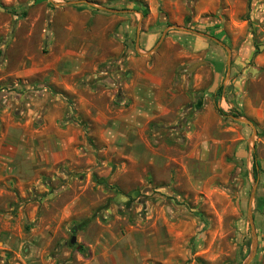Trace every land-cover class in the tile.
Here are the masks:
<instances>
[{"label":"rangeland","instance_id":"1","mask_svg":"<svg viewBox=\"0 0 264 264\" xmlns=\"http://www.w3.org/2000/svg\"><path fill=\"white\" fill-rule=\"evenodd\" d=\"M84 1L0 0V264H246L253 240L249 206L257 237L250 264H264V67L256 65L264 31L251 22L254 0L241 15L252 36L238 40L221 30L222 6L198 20L189 6L183 24H175L160 8L151 17L135 0ZM83 11L126 17L114 38L122 22L140 12L131 50L136 29L160 28L151 62L168 48L170 35V48L180 56L171 81L185 93L176 118L140 119L133 126L79 114L63 81L117 90L113 106L129 109L121 86L131 84L134 73L124 56L108 61L110 68L102 65L96 78L45 69L62 46H86L67 42L69 27L78 33L105 28L104 22L93 27ZM216 17L219 25L204 22ZM110 34L103 50L112 48ZM203 38L208 47L197 49L196 39ZM53 78L59 86L50 85ZM9 162L17 178L7 177Z\"/></svg>","mask_w":264,"mask_h":264},{"label":"crops","instance_id":"2","mask_svg":"<svg viewBox=\"0 0 264 264\" xmlns=\"http://www.w3.org/2000/svg\"><path fill=\"white\" fill-rule=\"evenodd\" d=\"M125 1L126 0H122V2ZM247 2L248 0H195L194 3L190 0H135L134 3L138 6L147 5L151 17L153 18L158 17L159 8L162 9L167 13L168 19L175 24H183L188 15L189 6L193 7L192 14H195L193 18H197V20L211 17V15L219 13L218 10L221 6L225 7L227 8V18H221V23H223L221 30L229 32L231 36L238 40L243 38L248 39L252 36L249 32L248 21L241 17L246 11ZM254 3L256 4V8L251 13V22H253L260 31H264V20L260 19L264 14V1L254 0ZM83 13H86L84 14L85 18L94 22L93 27L104 22L102 24H104L105 28L96 30V26L89 31H85V33H78L72 30V27H69L65 33L67 42L69 39H79L83 40L86 46L80 49H71L66 47V45L62 46L59 48L54 62L49 63L45 69L58 72L60 67L61 70H59L62 73L61 75L68 77H74L84 71L89 72L90 77L96 78L104 73V71H101L99 74L102 65L108 63L105 67L110 68L112 65L111 62H113L115 58L122 57L121 59H123L124 56L125 65L133 70L134 73L133 79L130 81L131 84H123V87L121 86L123 96L131 100L130 110L127 108L125 109L123 106H113L112 101L117 90L102 89L99 87L92 88L90 85L78 89L66 83V81H63L65 89L70 91L68 95L72 97V101L76 104L79 114L83 113L84 116L87 117L85 118L86 120L89 119L93 122L98 120L104 122L108 121V123L114 121L121 125L129 122V124L133 126H135L137 120L140 119H147L149 122L153 119L170 120L176 118L181 112L180 109L185 106V103H179V98L183 99L185 93L184 89L181 90V87L177 86V83L171 81V76L174 71L173 67L177 65L180 56H176L177 54L172 52L173 49L170 48V44L174 43L172 39H169L171 38L170 35L165 40L166 44H164V47L167 46L168 48L163 49L164 52L161 54H155L157 60L156 62H151L150 55H153L152 49L161 37L160 28H157V30L153 29L149 32L136 29L137 40L135 42L134 51L131 50L135 23L138 25V28L141 23L140 12H133V15H136L137 18H132L133 21H130V23L122 22L119 30L120 33L116 34L117 39L112 36L113 30H115L116 24L126 20V17L116 16L114 14H110L107 17L102 14H93L86 11H83ZM111 13H117V11ZM133 15H131V17H133ZM163 16L166 18L165 15H161V17ZM221 20L219 17L215 19L207 18L204 22L214 26L219 25ZM110 31L111 34L108 37L110 42L108 43H110L112 48L103 50V39L107 38ZM186 38L189 40L188 37ZM204 41V38L203 40L196 39L195 43L197 44V49L200 47H208L207 42ZM134 52L136 53L133 54ZM118 65L122 66V60L118 62ZM256 65L258 67H264V53L258 55L256 58ZM168 69H170V75L167 73ZM31 70L33 69L31 68ZM55 83L59 86L61 80L53 78L50 85L52 86ZM60 96L61 95L56 94L55 97H49L52 102H56ZM99 100L100 103H98ZM123 112L128 113L126 115L127 120H122V117H120V114ZM114 114L117 115L114 117ZM60 119L55 121L61 122L62 118ZM56 127L57 129L60 128V126ZM64 133H66L65 130ZM73 134V139L77 141L76 133L73 132ZM79 134L80 132L77 135ZM5 167H9V175H7V177H18L16 166H13L12 162L6 164Z\"/></svg>","mask_w":264,"mask_h":264},{"label":"water","instance_id":"3","mask_svg":"<svg viewBox=\"0 0 264 264\" xmlns=\"http://www.w3.org/2000/svg\"><path fill=\"white\" fill-rule=\"evenodd\" d=\"M81 1L79 2H72V3H80ZM85 3L89 4V5H92L91 2L89 1H84ZM105 11H110V12H115L114 10H111V9H104ZM175 29H180L178 26H175L174 27ZM168 29L164 32L161 40L159 41V43L163 40V38L165 37L166 33H167ZM199 35L203 36V37H206V38H209L213 41H215L216 43L220 44L221 46L225 47V45L223 43H221L219 40L209 36V35H206V34H203V33H198ZM227 49V47H225ZM228 50V49H227ZM256 188H257V184L254 186L253 190H252V194H251V199H253L254 195H255V192H256ZM248 213H249V223H250V226H251V229H252V234H253V240H252V251H251V254L246 262V264H250L252 259L254 258V255L256 253V250H257V237H256V233H255V225H254V219H253V215H252V210H251V206H249V210H248ZM77 231V227L74 228V232ZM76 243V237L73 236L72 239H71V244L74 245Z\"/></svg>","mask_w":264,"mask_h":264},{"label":"trees","instance_id":"4","mask_svg":"<svg viewBox=\"0 0 264 264\" xmlns=\"http://www.w3.org/2000/svg\"><path fill=\"white\" fill-rule=\"evenodd\" d=\"M191 12H192V9H191ZM256 54H258V50H256L255 55ZM215 109L223 117H227L229 115L221 108V106L218 103L215 104ZM253 156H254L253 157L254 158V160H253V176L256 179L258 176L259 170H260V166H259L258 162L256 161L254 153H253Z\"/></svg>","mask_w":264,"mask_h":264}]
</instances>
